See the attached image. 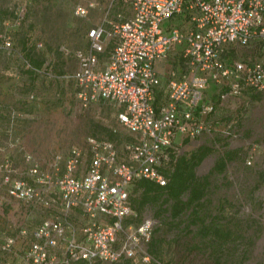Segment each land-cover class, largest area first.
Masks as SVG:
<instances>
[{
	"label": "built area",
	"instance_id": "obj_1",
	"mask_svg": "<svg viewBox=\"0 0 264 264\" xmlns=\"http://www.w3.org/2000/svg\"><path fill=\"white\" fill-rule=\"evenodd\" d=\"M122 1L129 12L117 10L89 28L86 49L62 47L76 67L59 78L75 85L80 107L100 102L116 107V121L131 138L117 144L88 136L84 145L54 152L47 169L23 150L31 180L15 175L11 158H4L0 187L6 195L59 213L41 216L20 252L17 238L29 232L27 227L4 234L0 264H54L60 246L62 264L136 256L153 264L148 244L158 218L149 214L126 220L138 215L129 199L133 184L139 178L166 184L179 155L177 139L210 130L203 119L214 111L213 103L204 100L210 84L221 87V100L264 91V0ZM75 13L83 15L86 9L77 6ZM111 40L101 60L105 41ZM241 49L257 55L244 58ZM168 58L173 64L163 75L158 65ZM163 78L165 98L157 101ZM16 115L28 116L11 111L10 122ZM76 207L81 224L75 220Z\"/></svg>",
	"mask_w": 264,
	"mask_h": 264
},
{
	"label": "rangeland",
	"instance_id": "obj_2",
	"mask_svg": "<svg viewBox=\"0 0 264 264\" xmlns=\"http://www.w3.org/2000/svg\"><path fill=\"white\" fill-rule=\"evenodd\" d=\"M77 6L84 7L86 13L76 14ZM8 7L14 8L17 14H24V20L7 31L13 49L10 53L3 49L0 41V113L5 111L6 114L10 105H22L29 114L18 120L17 124L22 126L15 127L16 132L11 130V139L7 141L2 137L0 140V162L11 158L15 175L31 180L26 174L23 150L30 151L41 168L47 169L54 152L66 150L73 144L84 145L88 136L105 137L117 144L130 139V134L116 121V107L104 102L80 107L73 83L66 85L55 78H34L26 80L24 85H14L18 65L16 51H23L24 38L38 56L44 49L53 53L52 74L59 76L76 67L71 53L66 54L62 47L69 51L86 49V31L105 22L116 10L128 13L127 4L122 0H0V17L3 19L8 17V11H5ZM10 23L11 20L8 25ZM105 42L108 44L101 60L113 44L112 40ZM239 51L247 59L257 55L254 51ZM170 59L158 65L163 75L173 64ZM162 82L157 101L165 98L166 80L163 78ZM220 90L221 87L210 84L204 92V100L214 105V111L203 118L210 130L193 138L179 137L177 146L179 155L186 156L199 148L211 149L195 166V174L198 177L208 175L204 200L207 219L220 224L231 234L221 248L211 252L209 245L194 233V224L189 230L183 226L187 219L185 213L180 221L169 224L165 217L167 212L157 216L155 206L145 204L136 218L126 220L136 222L149 214L158 218L154 235L162 238L160 264H264V91L258 92L257 98H252L248 92L221 100ZM27 91L36 98L33 101L25 99L21 104L19 97ZM114 128L117 132H113ZM226 149H236L237 153L227 161L222 172L212 171L216 159ZM87 159L85 155L84 161ZM132 193L138 195V191ZM56 208L60 209V206ZM53 212L59 213L53 208L37 210L21 200L8 197L0 187V239L4 234L18 233L22 225L27 227L29 232L17 238L16 246L20 252L31 239L30 231L41 216ZM74 213L78 216L75 220L81 224L80 209L74 208ZM54 255V264H62V246ZM93 264L145 263L136 256L125 262L96 261Z\"/></svg>",
	"mask_w": 264,
	"mask_h": 264
},
{
	"label": "trees",
	"instance_id": "obj_3",
	"mask_svg": "<svg viewBox=\"0 0 264 264\" xmlns=\"http://www.w3.org/2000/svg\"><path fill=\"white\" fill-rule=\"evenodd\" d=\"M13 9L8 7L7 10H5L8 11L7 18L3 19V16L0 17V22L2 21V28L0 29V33H2V35L0 36V41L3 49H5L8 53H10L13 49L11 47L10 37L7 34V31H9V28L14 27V25L19 26L24 20V14L20 12V14H17L15 9ZM19 9L20 8H17V10ZM10 20L11 23L8 25ZM26 40L27 39L24 38L22 41L23 51H16V57L18 59L17 66L19 67L16 66L15 68L17 81L14 82V85H24L27 83L26 80H33L34 78H55L63 82L59 78L60 75L55 76L52 74L54 62L53 53L44 49V51H42V55L38 56L35 53V49L30 47ZM7 42L9 45L6 44ZM48 74H50V76H48ZM249 93L252 98L259 97L258 92L249 91ZM28 94H30V92L27 91L24 96L19 97L21 104H23L25 99H28ZM35 98L36 97L34 95V99ZM34 99H32V101ZM9 108L10 109H8L5 114L6 119L8 124L12 123L14 126L17 124L19 119L25 117H19L16 115L12 122H10L9 113H11V111L29 114L27 112L28 110L22 108V105H20V107L10 105ZM210 150V148L203 147L191 152L189 156L184 154L178 155L172 165L169 179L166 184H159L147 178H139L131 188L129 199L131 206L137 211V214H139L141 207L148 203L155 206V215L157 216L167 212L165 217H167L169 224H175L180 221L181 215L185 213L187 219L183 226L189 230L190 226L194 224L196 226L194 233L199 236L204 243L209 245L211 252H214L216 249L221 248L231 233L229 230L222 228L220 224L213 222L210 219L208 220L204 210V200L209 185V179L208 175L198 177L195 174V166L200 163ZM236 153V149L224 150L223 153L216 159L211 170L222 172L225 169L227 161L231 160ZM132 191H138V195L134 196ZM155 230L156 227L154 228L153 236L148 244V252L154 259L153 264H160L159 260L162 238L154 235ZM129 259L130 258H126L121 261L125 262ZM219 262L220 261L218 260V263Z\"/></svg>",
	"mask_w": 264,
	"mask_h": 264
},
{
	"label": "crops",
	"instance_id": "obj_4",
	"mask_svg": "<svg viewBox=\"0 0 264 264\" xmlns=\"http://www.w3.org/2000/svg\"><path fill=\"white\" fill-rule=\"evenodd\" d=\"M7 116H9V115H7ZM6 122H7V119H6V115H5V111H4L3 113H0V140H2V137H3V138H6L8 141V139H11L12 134H10V133L13 130H14V132H16L15 127H17V126L19 127L22 125L16 124L14 126V125H11L10 123L8 124V122L7 123ZM80 262H82V261H80Z\"/></svg>",
	"mask_w": 264,
	"mask_h": 264
}]
</instances>
